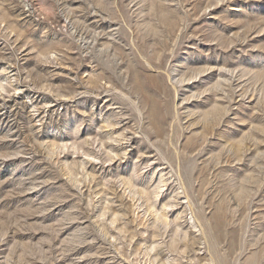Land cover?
Masks as SVG:
<instances>
[{
  "label": "rangeland",
  "instance_id": "1",
  "mask_svg": "<svg viewBox=\"0 0 264 264\" xmlns=\"http://www.w3.org/2000/svg\"><path fill=\"white\" fill-rule=\"evenodd\" d=\"M0 264H264V0H0Z\"/></svg>",
  "mask_w": 264,
  "mask_h": 264
}]
</instances>
